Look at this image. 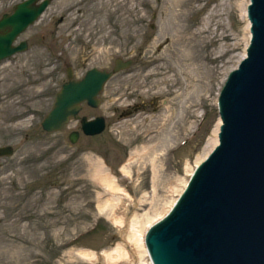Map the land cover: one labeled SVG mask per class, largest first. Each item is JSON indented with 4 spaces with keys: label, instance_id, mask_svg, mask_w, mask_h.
Listing matches in <instances>:
<instances>
[{
    "label": "rangeland",
    "instance_id": "rangeland-1",
    "mask_svg": "<svg viewBox=\"0 0 264 264\" xmlns=\"http://www.w3.org/2000/svg\"><path fill=\"white\" fill-rule=\"evenodd\" d=\"M16 1L0 0V15ZM247 2L55 0L20 35L29 49L0 64V146L13 148L0 157V264H111L81 252L126 246L135 234L137 252L113 264H150L146 226L215 145L208 141L219 124L218 92L249 40ZM74 21L80 41L58 37ZM114 58L133 63L87 111L104 116V131L80 132L71 143L72 120L45 132L40 122L65 76L62 62L77 71ZM132 101L144 109L118 119Z\"/></svg>",
    "mask_w": 264,
    "mask_h": 264
},
{
    "label": "water",
    "instance_id": "water-1",
    "mask_svg": "<svg viewBox=\"0 0 264 264\" xmlns=\"http://www.w3.org/2000/svg\"><path fill=\"white\" fill-rule=\"evenodd\" d=\"M32 2L0 19V59L18 49L12 41L45 6L35 9ZM247 17V57L229 73L218 97L219 144L195 169L171 211L148 230L153 264H264V0H250ZM129 63L116 60L114 71ZM62 93L42 122L47 131L77 112L76 102ZM81 124L89 135L104 128L102 118ZM11 153L10 146L0 147V155Z\"/></svg>",
    "mask_w": 264,
    "mask_h": 264
},
{
    "label": "flooded vegetation",
    "instance_id": "flooded-vegetation-1",
    "mask_svg": "<svg viewBox=\"0 0 264 264\" xmlns=\"http://www.w3.org/2000/svg\"><path fill=\"white\" fill-rule=\"evenodd\" d=\"M20 1H23V0H18L15 2V4L17 2H20ZM55 0H51L49 5L46 7V9L42 12V14L40 15V17L38 18L37 21H41V20H44L46 18V16L49 14L48 11H50V8L52 7V4ZM79 3V2H78ZM65 12V11H64ZM68 12V11H67ZM48 13V14H47ZM56 15L55 14H51L50 15V20L51 21ZM67 16V15H66ZM64 17H65V14L64 15H61L59 16L58 20L57 21H61V22H64ZM36 21V22H37ZM69 27H70V30H69ZM76 28V24H75V21H74V25H70L68 26L67 28L65 27L64 30L68 29L66 31V33H60L58 35V37H73L74 40H77V42L80 41L81 39V35H80V32H75V29ZM112 32H110L109 34H111ZM25 40V39H24ZM26 41V40H25ZM27 42V41H26ZM105 42V40H104ZM82 43V42H80ZM83 43L84 45L86 44V41L83 40ZM28 44V43H27ZM69 48V46H68ZM117 58H114L113 59V62H112V65H109V66H98L96 64H90L88 65L87 67H84L83 69L80 68V70H77L75 71V66L73 67L72 64H69L68 62H62V65H65L64 69H65V76L63 78V81L60 83L59 87L57 88V90H55L54 94H53V98H52V102L54 100V96L56 94V92L59 90L60 87H62L64 84H67L69 82H74V81H77L79 79H81L83 76H85L87 74V72L91 69H98V70H105V71H111L114 66H115V61H116ZM132 63H133V60H132ZM78 64H84V61L82 60V62H79ZM132 65V64H131ZM79 66V65H78ZM58 69V65H55V66H52L50 67V70L48 71V74L49 75H53L54 72ZM129 69L126 68L125 70H121V71H127ZM120 72V71H119ZM119 72H116V73H112L108 79L103 83V85L101 86L100 90L96 93V95L94 96V98H87V99H84V100H81L79 101L80 103V107H79V111L76 115H74L73 117H70V122L72 120H75L72 124H71V130L69 131V133L71 131H78V122H79V119L80 118H87V119H92V118H95L97 116H103L102 114H87L88 112L87 111H91V110H95V109H98V106L102 103V98H101V95L102 93L105 91L106 89V86L108 85V82H110L112 80V78ZM130 72V71H128ZM89 102H97L98 106H92L90 105ZM152 108H154V106H152ZM142 109H144V105L143 104H140L138 101H132V102H128L126 104H124V108H122L120 111H119V115L118 116H126V115H130V116H134L135 113H137L138 111H141ZM113 113L112 114H116L118 112V108L116 106H114V109L112 110ZM104 117V116H103Z\"/></svg>",
    "mask_w": 264,
    "mask_h": 264
},
{
    "label": "bare ground",
    "instance_id": "bare-ground-1",
    "mask_svg": "<svg viewBox=\"0 0 264 264\" xmlns=\"http://www.w3.org/2000/svg\"><path fill=\"white\" fill-rule=\"evenodd\" d=\"M165 2V0H164ZM244 55V52H243ZM217 130L213 131L209 137L208 144H213L217 142L216 138ZM108 180V178L106 179ZM111 184V183H110ZM110 200V199H109ZM116 200V198H115ZM111 201V200H110ZM114 203H112L113 205ZM104 205V204H103ZM106 206V202H105ZM113 221L117 225L123 224V216L113 218ZM139 238L137 235H132L130 238L125 240L126 246H121L119 244L115 245L112 249H103L100 253H96L93 251H82L81 255L84 256L86 259L93 260L96 257L106 259L109 263L113 264L117 259L126 257H132L137 252V244ZM139 245V244H138Z\"/></svg>",
    "mask_w": 264,
    "mask_h": 264
}]
</instances>
